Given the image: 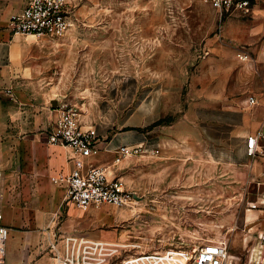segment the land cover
Returning <instances> with one entry per match:
<instances>
[{
    "label": "rangeland",
    "instance_id": "1",
    "mask_svg": "<svg viewBox=\"0 0 264 264\" xmlns=\"http://www.w3.org/2000/svg\"><path fill=\"white\" fill-rule=\"evenodd\" d=\"M69 11L72 26L65 36L34 38L32 44L41 51L43 68L49 65L55 78L58 104L72 105L76 87L82 84L101 90V105L108 104L110 109L117 108L115 103L121 99L116 110L126 123L128 115L136 111L134 122L142 127L139 106L147 90L162 91L169 98L177 96L185 109L193 98V74H206L208 56L219 58L223 49L230 50L232 43L226 38L230 20L243 26L244 37L254 39L241 48L250 46L257 51L253 62L234 65L232 74L238 85L246 84L250 76L257 77L264 64L260 59L264 51V0H250L248 12L230 15H219L203 0H70ZM219 74L222 81L224 73ZM207 85L200 82L199 88ZM173 118L166 116L146 126L158 130ZM52 123L43 130L46 138ZM7 147L0 139L1 162L12 153ZM148 155H138L125 166L130 170L123 180L137 195V203L129 208L102 204L81 210L54 197L51 183L11 186L12 206L20 213L29 212L34 225L38 215L45 222L25 250L29 261L55 264L46 248L47 235L55 231L122 242L127 250L121 256L198 249L207 241H224L235 264H264L259 240L264 232V213L247 210V202L264 187L260 157L237 162L221 144L193 143L173 147L163 158ZM36 196L40 202L31 207ZM4 204L0 201L5 224L9 208ZM19 235L9 229L6 253L20 248Z\"/></svg>",
    "mask_w": 264,
    "mask_h": 264
},
{
    "label": "crops",
    "instance_id": "2",
    "mask_svg": "<svg viewBox=\"0 0 264 264\" xmlns=\"http://www.w3.org/2000/svg\"><path fill=\"white\" fill-rule=\"evenodd\" d=\"M27 1L0 0V139L5 140L7 149L12 151L1 162L0 201L3 200L9 208L5 224L11 232L19 233L21 240L18 250L7 251L8 264H41L40 259L30 262L25 250L36 239L34 234L45 225L41 215L37 216V225H34L32 216L29 219V212L20 213L12 206L11 186L51 183V193L63 200L64 187L53 183L50 177L75 167L72 150L49 144L43 131L47 123L56 117L52 102L58 104V86L49 65L45 69L43 66L46 65L40 62V49L32 47L37 38L13 35L6 27L10 13L23 8ZM227 24L226 38L232 46L228 51L223 49L219 58L208 56L210 65L206 74H193V98L185 109L177 96L169 98L162 91L147 90L139 106L143 110L142 127L141 123L137 125L134 122L136 111L128 115L127 123L119 119L116 109L121 99L115 103L117 108L110 109L108 104L101 105V90H92L82 84L76 87L72 105L79 111L82 128L96 129L100 148L96 155L81 159L82 167H105L108 174L123 179L129 169L125 166L137 156L115 163V151L122 145L134 144H143L150 158L157 155L163 158L171 153L173 147L193 143L207 146L221 144L231 160L244 162L248 159L246 137L254 133L264 120V64L257 77L250 76L246 84L238 85L232 74L234 65L239 61L242 65L253 62V53L257 51L249 46L254 39L244 37L240 23L230 20ZM245 44L249 47L242 49ZM260 54L264 62V51ZM244 55H248L246 60L241 59ZM219 72L224 73L222 81ZM200 82L208 85L199 88ZM249 96H254L255 104L248 103ZM166 116H174L170 124L160 125L158 130L147 128V124ZM156 151L158 153L154 154ZM261 162L264 165V159ZM39 202L36 196L31 207Z\"/></svg>",
    "mask_w": 264,
    "mask_h": 264
},
{
    "label": "built area",
    "instance_id": "3",
    "mask_svg": "<svg viewBox=\"0 0 264 264\" xmlns=\"http://www.w3.org/2000/svg\"><path fill=\"white\" fill-rule=\"evenodd\" d=\"M219 15L248 12L250 0H203ZM70 0H28L20 10L10 13L7 29L13 34L31 35L39 39L54 40L64 36L71 26ZM248 55L241 57L246 60ZM255 104L254 96L247 99ZM56 117L47 134L52 145L69 147L75 167L50 177L53 183L64 187V200L81 210L102 204L116 208H129L137 203L136 193L119 176H111L105 167L84 169L82 158L96 155L99 136L94 127L82 128L79 111L70 103L55 107ZM115 163L120 159L149 153L143 144L122 145L115 151ZM246 155L264 159V120L256 131L246 137ZM3 167L0 161V183ZM247 210L264 213V187L253 200L247 202ZM0 211V264H8L5 243L9 227L2 222ZM46 231V229H45ZM48 232V231H46ZM46 247L52 253L55 264H235L224 241H207L198 249H168L158 252L121 253L127 250L124 243L104 239H92L82 235L48 234ZM264 248V232L259 234Z\"/></svg>",
    "mask_w": 264,
    "mask_h": 264
},
{
    "label": "water",
    "instance_id": "4",
    "mask_svg": "<svg viewBox=\"0 0 264 264\" xmlns=\"http://www.w3.org/2000/svg\"><path fill=\"white\" fill-rule=\"evenodd\" d=\"M56 105H57V104H55L54 102H52V106H53V108H55V107H56Z\"/></svg>",
    "mask_w": 264,
    "mask_h": 264
},
{
    "label": "bare ground",
    "instance_id": "5",
    "mask_svg": "<svg viewBox=\"0 0 264 264\" xmlns=\"http://www.w3.org/2000/svg\"><path fill=\"white\" fill-rule=\"evenodd\" d=\"M260 247H261V246H260ZM260 247H259V248H260ZM262 248H263V247H262Z\"/></svg>",
    "mask_w": 264,
    "mask_h": 264
}]
</instances>
